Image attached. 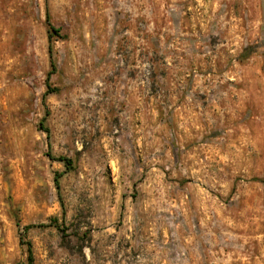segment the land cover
Masks as SVG:
<instances>
[{"label":"rangeland","instance_id":"obj_1","mask_svg":"<svg viewBox=\"0 0 264 264\" xmlns=\"http://www.w3.org/2000/svg\"><path fill=\"white\" fill-rule=\"evenodd\" d=\"M101 4L103 88L88 80ZM135 8L198 15L204 61L122 44ZM263 178L264 0H0V264H26V242L32 264H264Z\"/></svg>","mask_w":264,"mask_h":264},{"label":"crops","instance_id":"obj_2","mask_svg":"<svg viewBox=\"0 0 264 264\" xmlns=\"http://www.w3.org/2000/svg\"><path fill=\"white\" fill-rule=\"evenodd\" d=\"M150 9H134L132 14L125 15L122 27L117 30V37L122 36V44L130 49L138 51L148 47L149 52L156 53L157 48L165 46L168 56V62H173L175 59H183L185 62L204 61L203 44L201 36H204L206 25L201 21L199 16H190V20L185 24L179 23L178 26L167 21V16L164 13H155V10ZM109 13L107 7L102 6L100 10L93 9L88 13V80L97 82L103 86L107 85L109 77V56L108 47L110 45V30H109ZM161 20L163 22H161ZM144 22L146 30H139L136 26L137 22ZM177 27L176 29H174ZM179 35V36H178ZM183 37L181 42L177 41L178 37ZM177 37V38H176ZM178 43L182 45L181 49ZM219 44H213L210 48L214 60H219L220 49ZM177 49L185 50L181 54ZM132 52V59L139 62L141 56L136 51ZM210 51H207L208 53ZM200 57L201 61H198ZM170 72V71H169Z\"/></svg>","mask_w":264,"mask_h":264},{"label":"trees","instance_id":"obj_3","mask_svg":"<svg viewBox=\"0 0 264 264\" xmlns=\"http://www.w3.org/2000/svg\"><path fill=\"white\" fill-rule=\"evenodd\" d=\"M45 18H46V24H47L48 37H49V40H50V38H51V36H52L53 33L54 34H57L58 33V29L50 23L48 13H46ZM48 51H49V53H51V45L50 44L48 45ZM50 67H51V69H54V62H53V60L51 58V54H50ZM50 73H51V71H48V73L46 75V81H45L46 91L44 92V95L43 96H45V94H47V93L52 92V91L55 90V88H51L49 86V83H48ZM45 131H47L46 128H45ZM56 159L64 162L66 168L71 167V162L72 161H71L70 158L65 157V156H58ZM61 175H62V173L58 172L54 176V181H55L56 187H58V185H59V177ZM258 180L264 181V178L263 179H258ZM50 221L55 222V219H51ZM39 225H43V224H39ZM30 226L31 225H25L23 227V230L28 229ZM26 246H27V253H28L27 254V262H26V264H32V252H31L30 243L29 242H26Z\"/></svg>","mask_w":264,"mask_h":264},{"label":"bare ground","instance_id":"obj_4","mask_svg":"<svg viewBox=\"0 0 264 264\" xmlns=\"http://www.w3.org/2000/svg\"><path fill=\"white\" fill-rule=\"evenodd\" d=\"M108 10H109V8H108Z\"/></svg>","mask_w":264,"mask_h":264}]
</instances>
